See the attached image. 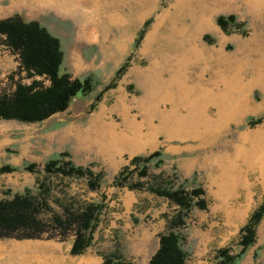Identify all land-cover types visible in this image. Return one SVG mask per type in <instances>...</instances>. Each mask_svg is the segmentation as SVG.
I'll use <instances>...</instances> for the list:
<instances>
[{
	"label": "rangeland",
	"instance_id": "374dc122",
	"mask_svg": "<svg viewBox=\"0 0 264 264\" xmlns=\"http://www.w3.org/2000/svg\"><path fill=\"white\" fill-rule=\"evenodd\" d=\"M229 14L235 24L220 28L216 17ZM14 15L55 36L59 72L89 77L92 90L40 122L0 119V166L18 167L0 173V198L34 194L43 163L65 153L101 181L89 190L84 179L51 176L50 210L41 214L47 234L61 232L48 221L61 212L56 200L98 201L88 249L147 264L177 208L113 178L133 156L160 148L162 163L128 182L203 189L205 208L193 207L178 227L184 264L204 249L211 263L221 247L236 252L239 229L264 199V0H0V19ZM31 80L0 36V93ZM28 162L35 173L21 169ZM254 235L253 259L264 264V213Z\"/></svg>",
	"mask_w": 264,
	"mask_h": 264
},
{
	"label": "trees",
	"instance_id": "16d2710c",
	"mask_svg": "<svg viewBox=\"0 0 264 264\" xmlns=\"http://www.w3.org/2000/svg\"><path fill=\"white\" fill-rule=\"evenodd\" d=\"M217 25L226 29L235 24V18L229 14L216 17ZM146 24V23H145ZM144 24V26H145ZM145 27L137 34L133 44L140 39ZM0 36L5 44L17 54L19 69L32 80L28 84L16 83L10 93H0V119L20 122H40L47 117L64 111L70 100L77 94H88L92 90L89 77L72 78L67 73H60L59 66L63 59L59 40L36 21H24L14 15L0 19ZM121 67L120 70H122ZM34 77H44L47 85H41ZM260 118L248 119V125L259 122ZM67 154L59 153L47 159L42 166V175L35 181L36 192L29 189L21 193H13L10 197L0 198V239L4 238H55V234H47L43 211L50 210V177L81 178L89 190L97 189L101 181V173L73 164ZM162 163L160 148L145 154L133 156L128 164L116 173L113 184L129 189H144L157 196L166 198L176 206L175 213L167 220V230L158 236V244L148 259L147 264H184L186 252L181 246L182 233L178 227L184 225L188 212L193 208L204 209V191L200 186L186 189L182 185L171 187L164 181L128 182L134 174L137 178L147 175L149 165L158 167ZM35 164L26 163L21 169L30 173L37 170ZM15 166L4 164L0 173L17 170ZM160 177V176H158ZM60 213H51L48 221L54 228H59V240L69 233L73 235L71 254L85 251L91 244L94 231L98 225L101 202L91 201L76 204L56 200ZM264 213V199L252 210L245 224L239 229L236 242L238 250L231 252L229 246L216 250L211 264H237L245 250L255 242V226ZM101 264H130L119 256L101 255Z\"/></svg>",
	"mask_w": 264,
	"mask_h": 264
},
{
	"label": "crops",
	"instance_id": "0c3cea01",
	"mask_svg": "<svg viewBox=\"0 0 264 264\" xmlns=\"http://www.w3.org/2000/svg\"><path fill=\"white\" fill-rule=\"evenodd\" d=\"M238 224L241 226L242 222ZM235 227H238L237 223ZM72 240V238L0 239V264H101L102 258L88 248L82 253L71 254ZM227 242L228 240L224 241L218 247L224 246ZM254 251L253 245L248 247L237 264H256V260L253 259ZM205 254L204 249L203 252L194 255L193 264H210L213 258Z\"/></svg>",
	"mask_w": 264,
	"mask_h": 264
},
{
	"label": "bare ground",
	"instance_id": "6f19581e",
	"mask_svg": "<svg viewBox=\"0 0 264 264\" xmlns=\"http://www.w3.org/2000/svg\"><path fill=\"white\" fill-rule=\"evenodd\" d=\"M261 83L259 82V85H260ZM264 85V84H263ZM264 87V86H263ZM263 184H264V180H263Z\"/></svg>",
	"mask_w": 264,
	"mask_h": 264
}]
</instances>
